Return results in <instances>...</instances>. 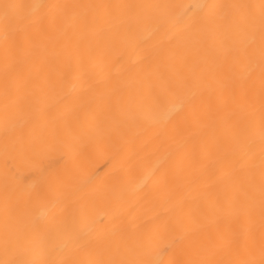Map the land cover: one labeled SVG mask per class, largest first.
<instances>
[{"label": "bare ground", "instance_id": "obj_1", "mask_svg": "<svg viewBox=\"0 0 264 264\" xmlns=\"http://www.w3.org/2000/svg\"><path fill=\"white\" fill-rule=\"evenodd\" d=\"M0 264H264V0H0Z\"/></svg>", "mask_w": 264, "mask_h": 264}, {"label": "snow or ice", "instance_id": "obj_2", "mask_svg": "<svg viewBox=\"0 0 264 264\" xmlns=\"http://www.w3.org/2000/svg\"><path fill=\"white\" fill-rule=\"evenodd\" d=\"M2 7L5 9V11H7V9H8L9 7H11V5L4 4Z\"/></svg>", "mask_w": 264, "mask_h": 264}]
</instances>
